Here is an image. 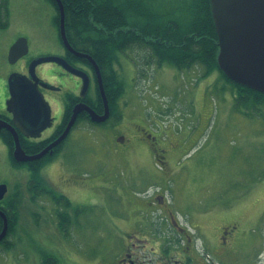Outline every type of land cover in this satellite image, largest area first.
<instances>
[{"label":"rangeland","instance_id":"1","mask_svg":"<svg viewBox=\"0 0 264 264\" xmlns=\"http://www.w3.org/2000/svg\"><path fill=\"white\" fill-rule=\"evenodd\" d=\"M4 3L9 22L0 29V113H6L10 73L23 72L30 59L64 51L53 25L55 10L47 0H0ZM19 37L30 48L19 64L11 65L7 52ZM114 64H119L124 88L120 111L105 124L78 122L40 171L68 198L69 207L30 192L32 172L13 165L0 140V184L7 186L3 204L16 199L18 220L7 239L13 245L0 246V264H116L130 245L159 248L153 260L163 264H191L189 241L174 234L158 209L148 205L156 193L165 197L205 264H264V107L238 109L227 79L214 81L211 75L204 80L200 69L159 68L149 50L130 49ZM36 75L60 88L43 91L54 128L62 120L66 95L76 94L78 83L67 89L62 80L74 76L51 63L39 65ZM140 118L162 128L167 141L177 142L165 166L136 147L132 124ZM68 177L77 184L61 189ZM63 207L70 219L61 228L58 212ZM222 226L229 229L223 236ZM220 237L231 240L235 258H219L225 246ZM136 256L139 261L151 254Z\"/></svg>","mask_w":264,"mask_h":264},{"label":"trees","instance_id":"2","mask_svg":"<svg viewBox=\"0 0 264 264\" xmlns=\"http://www.w3.org/2000/svg\"><path fill=\"white\" fill-rule=\"evenodd\" d=\"M47 1L57 15L54 17L55 24L58 21V8L54 0ZM60 1L64 10L67 41L75 51L89 55L98 66L111 112L117 110L118 101L124 91L123 83L116 70V65L119 64H114V62L119 55L127 53L130 49L149 50L151 58L155 60V65L159 68L169 65L179 71L200 69L201 78L216 72L233 85L236 108L255 110L264 107V93L231 82L219 69L217 65L218 40L209 0ZM5 5L6 3L0 5V13H4L5 17V19L0 17V29L8 25ZM84 65L90 68V64ZM77 101L78 98L74 95H66L62 121L57 126L51 140L62 132L71 109ZM86 103L96 112L102 109L98 91H96V99L87 97ZM80 121L90 122L88 116L81 113L74 127ZM0 139L8 149L11 163L15 166H26L32 172L30 190L36 194L42 193L49 196L56 204L66 200L63 196L54 193L49 183L40 176L41 169L61 151L63 143L54 149L52 156L48 155L34 162L19 164L12 158L13 138L11 134L6 130H1ZM19 141L28 155L39 152L47 144H28L20 135ZM38 189H41L40 192ZM15 207V203L11 201L6 208L1 209L4 213L6 212L8 219L7 239L18 225ZM58 214L60 216V212ZM66 222L67 220H59L58 224L63 228ZM1 227L0 219V229ZM12 245V242L6 240L2 246L10 248ZM47 260L49 258H46Z\"/></svg>","mask_w":264,"mask_h":264},{"label":"water","instance_id":"3","mask_svg":"<svg viewBox=\"0 0 264 264\" xmlns=\"http://www.w3.org/2000/svg\"><path fill=\"white\" fill-rule=\"evenodd\" d=\"M59 12V37L64 48L78 58L89 61L97 82L98 92L103 103V113L97 114L84 102L72 108V114L62 133L40 152L26 154L20 145L18 133L28 138H38L52 126L51 109L44 99L41 89H56L43 82L36 75V67L42 63H55L69 74L80 78L81 99L89 88V76L82 70L72 67L57 56L39 57L30 62L27 73H11L7 77L9 98L5 109L12 115V124L0 120V130L5 129L13 138V160L28 163L42 159L48 152L64 141L81 113H86L92 123H103L109 117L108 101L102 84L101 74L94 60L86 54L74 51L65 35L64 10L60 0H54ZM214 28L217 34V65L232 82L248 89L264 93V0H209ZM28 52L27 41L19 38L9 48L7 60L13 65ZM7 192V186L0 184V201ZM2 228L0 242L6 237L8 221L0 210Z\"/></svg>","mask_w":264,"mask_h":264},{"label":"flooded vegetation","instance_id":"4","mask_svg":"<svg viewBox=\"0 0 264 264\" xmlns=\"http://www.w3.org/2000/svg\"><path fill=\"white\" fill-rule=\"evenodd\" d=\"M5 15L7 16V20L9 21V9H8V7H7V13H5ZM0 17H3L5 19L4 13L1 12L0 13ZM53 20H54V18H53ZM53 25H54V28H55L57 34H58L59 20L55 24H54V21H53ZM17 39L18 38H16L15 41ZM27 46H28V51H29L30 44L28 43V40H27ZM63 50L64 51H63L62 55H59V57H62L71 66L85 71L88 74L89 79H90L88 92L85 95L84 99H80V97H79V91H80V87H81V80L79 78L74 77L75 79H73V78H68L67 77L64 80H62L63 85L69 90H74L76 83H78V86H77V89H76L77 90L76 94H73L76 98H78V101L76 103H78V102H85L86 103L87 97H91V98H95L96 99V91H98V87H97V82H96V79H95V77L93 75L92 69H90V70L83 69V68H81V67H79L77 65V64H83L84 65V64H91V63L89 61H87L86 59L77 58L76 56H74L70 52L66 51L64 48H63ZM25 57L26 56L20 58L15 64H19V61H22V59H24ZM32 60L33 59H30L26 63H24V64H26L25 70L23 72H21V73H23V74L26 73L27 65L30 64V62ZM7 63H8V61H7ZM51 64H53V63H51ZM63 71L65 73H67L65 70H63ZM211 75L212 76L214 75L213 76V77H215L214 81H217L220 78V75L218 73H216V72L213 73V74L208 75L205 78L208 79L209 77H211ZM205 78H204V80H205ZM76 80H78V81H76ZM102 83H103V81H102ZM53 87L54 88H59V87H55V86H53ZM45 90L46 91H56L55 89H53V90L41 89L42 94H43V91H45ZM43 96H44V94H43ZM118 107H119V102L117 104V110H116L117 112L120 111ZM50 109H51V107H50ZM116 111L111 112L109 110V117L103 124H105L108 121L112 120L113 115H115ZM97 113L101 115L103 113V108L101 109V111L99 110V112H97ZM69 117H70V115H69ZM119 117L122 118L121 115H119ZM0 120H3L5 122L10 123L11 125H13L12 124V115L7 113V112L6 113H0ZM115 122L118 123V121H115ZM59 125H57V126H59ZM57 126L54 127V128L50 127L51 129L48 130V131H45V130H47V129H45L41 133V136L38 137V138L25 137V136L21 135L19 133V131H17V133L20 134L22 139L28 144H30V143H47V144H45L43 146L42 149H44L48 144H50L52 141H54L60 135L59 134L57 137H55L54 139L51 140V137L54 135ZM131 136L134 139L136 147L144 148L145 152L146 151L148 152V154L151 156V158L154 160V162L159 164V165H162V166L166 165L167 155L169 153L174 152L177 149V142L175 140L172 139V142L167 141L166 136H165V134L163 132V129L162 128H155V127L153 128V127H151V124H149L148 121L145 120V119H141L140 118V120H137L136 122H134L132 124ZM123 142L125 143V140H123ZM53 152H54V150H52V153L48 152L46 154V156H48V155L52 156ZM54 157L55 156L52 157V160L54 159ZM65 181L67 182V183H65V187L61 188V189H64V190H66L68 188H72V187H74L77 184V182L74 181L70 177H68ZM30 182H31V180H29V182H28V190L30 192L35 193L33 190H30L31 189V183ZM50 189L53 190L54 193H56L57 192L56 190L59 189V188L56 187V190H55L53 185H50ZM40 190L38 189L39 192H40ZM56 194L59 195V196H63L64 199H66V200H63V202H61V204L64 207H69L68 198L62 193L57 192ZM4 197L0 201V210L3 209V208H6V204H3ZM14 201H16V200L13 199V202ZM150 201L151 202L148 205H154L158 209V211L160 213V216H161L160 219L161 220H167V224H166V225H168L167 227L169 228V225H170L175 231L174 234L176 233L178 237L186 238V240L189 241L190 248H189V251L187 253L189 255V260H190L189 263H191V264H205L204 261L202 259H200L198 254H196V252L191 249V238H190L188 232H186L184 229H182V227L175 221L176 219L172 216V213L170 212V210L167 207V204L165 202V197L163 195L159 194V193H156L150 198ZM147 202L148 201H146L145 203H147ZM64 207H63L62 210H59L60 217H61L62 220H69L70 216H68V214L64 211ZM1 211H3V210H1ZM16 220H17V218H16ZM220 228H221L220 229V234H222V236H223V233L224 234L228 233V230H229L228 226L227 227L226 226L225 227L222 226ZM5 241L6 240L4 239L2 242H0V244L3 245V243ZM219 241H223V243L225 244V246L220 248V250L218 252L219 258H221V259L235 258L236 257V250L233 248V243L231 242V240L228 241L226 237H222V238L220 237ZM2 245H0V246H2ZM143 251L149 252L151 254V256L148 257V258H146V256H145L146 259L137 261V258H138V256H136L137 252L142 253ZM158 251H159V248L158 249L157 248H150L149 250H147L142 245H136V246L135 245H130V247H128L127 250L124 251L122 256L117 259L116 264H163V262H161V261L157 262L156 260H153V255H154L153 253L154 252H158ZM186 263H187V261L183 262V260L181 262H177V264H186Z\"/></svg>","mask_w":264,"mask_h":264},{"label":"bare ground","instance_id":"5","mask_svg":"<svg viewBox=\"0 0 264 264\" xmlns=\"http://www.w3.org/2000/svg\"><path fill=\"white\" fill-rule=\"evenodd\" d=\"M2 2V1H1ZM6 6V5H5ZM2 9V8H1ZM2 11V10H1ZM3 20V19H2ZM69 21V20H68ZM67 25V24H66ZM2 26V25H1ZM67 28V27H66ZM69 28V27H68ZM77 29V28H76ZM101 72V71H100ZM16 200V199H15ZM9 208V207H8ZM6 213V212H5ZM0 245H2V244H0Z\"/></svg>","mask_w":264,"mask_h":264}]
</instances>
